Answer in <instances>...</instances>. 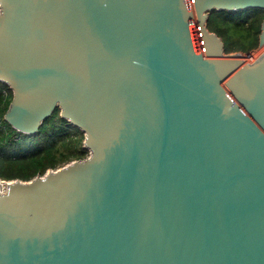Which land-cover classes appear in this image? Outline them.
<instances>
[{
    "label": "water",
    "instance_id": "1",
    "mask_svg": "<svg viewBox=\"0 0 264 264\" xmlns=\"http://www.w3.org/2000/svg\"><path fill=\"white\" fill-rule=\"evenodd\" d=\"M248 8L0 0L4 120L35 134L58 107L88 149L0 184V264H264V52L207 28Z\"/></svg>",
    "mask_w": 264,
    "mask_h": 264
},
{
    "label": "trees",
    "instance_id": "2",
    "mask_svg": "<svg viewBox=\"0 0 264 264\" xmlns=\"http://www.w3.org/2000/svg\"><path fill=\"white\" fill-rule=\"evenodd\" d=\"M264 9L212 10L207 28L223 41L224 52H247L258 46ZM12 99L9 86L0 82V178L29 180L88 155L83 132L59 114L56 107L35 134L13 129L4 114Z\"/></svg>",
    "mask_w": 264,
    "mask_h": 264
},
{
    "label": "built area",
    "instance_id": "3",
    "mask_svg": "<svg viewBox=\"0 0 264 264\" xmlns=\"http://www.w3.org/2000/svg\"><path fill=\"white\" fill-rule=\"evenodd\" d=\"M263 52H264V44L258 45L257 47L251 49L250 51L240 54L248 61V63H253L262 55ZM0 184L2 189H5L6 180L0 179Z\"/></svg>",
    "mask_w": 264,
    "mask_h": 264
},
{
    "label": "rangeland",
    "instance_id": "4",
    "mask_svg": "<svg viewBox=\"0 0 264 264\" xmlns=\"http://www.w3.org/2000/svg\"><path fill=\"white\" fill-rule=\"evenodd\" d=\"M248 52V51H247ZM229 53H245V52H241V51H231V52H227L226 54H229ZM61 167V166H60ZM59 168V167H58ZM5 180V179H4ZM8 181V180H6Z\"/></svg>",
    "mask_w": 264,
    "mask_h": 264
}]
</instances>
